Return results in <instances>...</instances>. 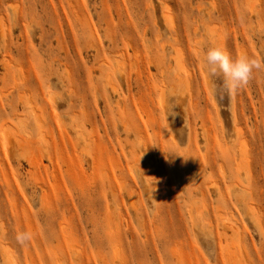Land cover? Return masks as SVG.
<instances>
[{
  "label": "rangeland",
  "instance_id": "rangeland-1",
  "mask_svg": "<svg viewBox=\"0 0 264 264\" xmlns=\"http://www.w3.org/2000/svg\"><path fill=\"white\" fill-rule=\"evenodd\" d=\"M214 45L264 58V0H0V264H264V71Z\"/></svg>",
  "mask_w": 264,
  "mask_h": 264
},
{
  "label": "clouds",
  "instance_id": "clouds-1",
  "mask_svg": "<svg viewBox=\"0 0 264 264\" xmlns=\"http://www.w3.org/2000/svg\"><path fill=\"white\" fill-rule=\"evenodd\" d=\"M206 75L218 77L221 86L229 96L235 95L253 78L254 73L264 71V58L251 57L241 53L233 58L222 46H211L204 55L202 62ZM32 234L28 231H19L16 240L20 244L30 242Z\"/></svg>",
  "mask_w": 264,
  "mask_h": 264
},
{
  "label": "bare ground",
  "instance_id": "bare-ground-1",
  "mask_svg": "<svg viewBox=\"0 0 264 264\" xmlns=\"http://www.w3.org/2000/svg\"><path fill=\"white\" fill-rule=\"evenodd\" d=\"M182 55H183V54H182ZM181 58H182V57H181ZM183 70H184V69H183ZM186 77H187V76H186ZM186 77H185V78H186ZM185 78H184V79H185ZM183 82H184V81H183ZM187 82H188V81H187ZM186 85H188V84H186ZM187 89H188V88H187ZM228 220H229V219H228Z\"/></svg>",
  "mask_w": 264,
  "mask_h": 264
}]
</instances>
